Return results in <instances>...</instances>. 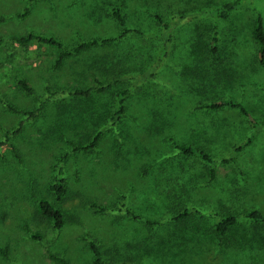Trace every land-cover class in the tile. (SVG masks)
<instances>
[{"label": "rangeland", "instance_id": "rangeland-1", "mask_svg": "<svg viewBox=\"0 0 264 264\" xmlns=\"http://www.w3.org/2000/svg\"><path fill=\"white\" fill-rule=\"evenodd\" d=\"M226 1L35 0L29 3V0H0V18H3L0 97L24 110L34 106L33 100L17 86L18 74L26 75L40 94H44L47 85L62 93L50 100L55 102L50 108H44L35 117L7 113L0 103V129L15 133L23 123L13 139L22 159H16L7 146L0 148V241L11 247V255L16 260L56 264L46 249L30 238L27 228L37 231L47 227L45 221L37 223L38 202L48 195L49 184L63 166L70 192L61 206L71 216L84 218L82 225L78 221L68 225L58 241L62 247L68 246V255L74 264H91L85 230L110 226L111 230L133 231L142 227L147 218L168 225L175 222L173 211L180 207L189 208L184 219L188 227L174 231L177 235L186 233L187 237L176 238L177 246L184 249L180 255L188 258L184 256L176 264H264L263 225L241 222L223 239L214 229L220 214H240L251 207L264 213V89L251 85L245 93L231 92V88L222 85L205 89L210 84L191 65V41L198 32L208 39L213 30L214 16L202 14ZM257 4L264 14V0H257ZM27 6L30 12L22 16ZM116 7L126 16L127 26L142 34L132 32L124 47L122 42L91 47L68 58L59 69L55 67L59 55L56 48L40 42L24 46L14 40L33 31L57 37L70 47L83 39L117 37L121 28L112 15ZM155 13L175 23L169 42L171 56L159 71L155 60L166 40ZM253 19L254 12L248 3L226 19L219 18L220 39L229 38L237 30L250 31ZM120 50L127 54L124 61L115 58ZM248 63L239 66L242 79L255 74L259 83H264V65L254 73ZM208 66L205 68L209 70ZM121 75L122 87H130L131 91L127 112L118 124L105 120L112 110V92L100 93L99 88ZM75 88H93L92 96L77 99L69 95ZM216 98L245 100L255 125L249 124L236 109L210 113L196 108ZM76 106L95 115L79 113ZM62 108L65 109L61 111ZM82 113L84 117L80 116ZM219 124L224 129L232 128L233 132L223 130L220 140L200 134L209 125L216 129ZM100 125L106 129L96 149H74L70 140L81 141L90 133L93 136ZM3 133L0 130V141ZM251 136L253 142L249 145L236 152L231 149L225 155L227 144L237 145ZM171 138L197 142L219 159L229 158L232 153L235 160L219 162L217 178L210 182L197 157L179 154ZM169 164L176 166L177 174L187 178L189 191L177 190L181 177H169L168 173L162 176L161 184L155 183L156 171L161 165L169 167ZM91 200L104 206L118 202L121 209L116 213L121 226L113 222V214L96 215L88 205ZM127 207L141 214L144 220L127 216L124 212ZM46 232L47 236L51 234L50 230ZM0 264L8 262L0 256ZM163 264L174 262L164 260Z\"/></svg>", "mask_w": 264, "mask_h": 264}, {"label": "trees", "instance_id": "trees-1", "mask_svg": "<svg viewBox=\"0 0 264 264\" xmlns=\"http://www.w3.org/2000/svg\"><path fill=\"white\" fill-rule=\"evenodd\" d=\"M34 1L35 0H29V3ZM246 3L251 6L254 12L252 29L250 31H234L232 34L228 35L229 38L226 37L225 40L222 41L219 34L218 19H226L233 12L240 10ZM29 12L30 7L27 6L22 16L27 15ZM112 15L115 17L121 28V33L117 37H94L90 39H83L70 47L66 46L57 37L48 36L33 31L22 36H16L14 37V40L18 44L24 46L32 45L35 42H40L56 48L59 52V55L55 62V67L59 69L65 65L68 58L77 56L91 47L114 42H116L115 44L122 42V47H124V45L127 43V38H129L132 32L142 34L141 31L133 30L127 26L126 16L121 11L120 7L113 8ZM202 15L214 16L215 20L213 21V30L211 31L212 33L210 32V36H208V34L206 35L208 36V39H205V36L198 32L197 37H194V40L191 41L192 54L190 55V58L192 59V67L195 70L201 72L200 77L207 84H210L206 86L205 89H207V87H209V89H213L219 85H222L225 88H231V92L240 90L241 93H245L247 91L246 87L248 85H251V87L255 88L261 87L264 89V83H259V81L255 78V74H251L249 78L246 76L244 79H242V71L239 69V66L247 65V56L251 57V64L249 62L248 65H251L250 68L252 69V72L255 73L259 67L264 65V14L261 8L258 6L257 0H228L216 8L205 11ZM181 16L184 18L186 17L183 14ZM154 17L157 22L163 26V36L166 40L165 44H163L157 52V61L155 60L157 66L156 69L159 71L165 66L166 59L170 58L171 56L169 42L172 41L171 35L172 31L174 30L175 23L166 21L158 13H155ZM2 21L3 18H0V23ZM239 33H242L244 36L240 35ZM155 36H158V34ZM245 48L248 50L247 52ZM125 49L126 51H130L129 48ZM126 57L127 54L124 50L118 51L115 55V58L119 61H124ZM130 57L132 58V56ZM207 65H209V70L207 67L205 68ZM16 79L17 86L26 96L33 100L34 106L29 110H24L23 108H19V106L14 102L4 101L3 98L0 97V103L3 104L4 110L7 113L13 115L21 114L27 115V117H35L44 108L47 110L48 107H51L52 103H55L50 102L51 99H55L59 97L60 94H62L59 90L55 91L54 87L50 85L46 86L44 94H40L38 90L31 85L28 77L24 74H18ZM119 83L120 85L114 88V86ZM92 90L93 88H75L74 91L69 95L75 96L77 99H85L86 97L92 96ZM108 90L112 92L113 106L110 113L105 116V120H111L113 123L115 122L118 124L122 123V119L125 117L127 112V98L131 89L130 87H122L121 75V78H115L113 82H109V84L99 88L100 93ZM196 108L209 111L210 113H216V111L218 112L219 110L221 111L225 109H236L245 118V120L249 122V124L253 126L255 125L253 113L251 112L247 102L243 99L234 100L228 98H216L207 102H202L198 104ZM64 109L65 108H62L61 111ZM76 110L79 113L85 112L89 116L95 115L91 111H86L79 106H76ZM80 116L84 117L85 114L82 113ZM22 126L23 123H20L19 129H17L15 133L9 129H0L2 132H4V137H2L0 141V148L3 145L7 146L13 152L16 159H22V155L13 139L14 135L23 128ZM211 126L212 125H209L206 129H203L200 134L203 132L204 134H207L208 137L213 136L212 138L215 140H220L223 130L226 132H233L231 131L232 128L224 129V127L220 126V124L217 125L216 129H213ZM218 126L220 127L218 128ZM105 129L106 127L100 125L98 130L94 132L93 136L90 133L86 138L81 139V141L77 142L75 140H70V143L73 145L75 150H94L98 147ZM171 141L172 146L182 156L197 157V159L206 169L208 181L210 182L215 181L217 178V167L219 162L235 160V156H232V153L229 158L219 159L218 156L212 151L200 144H197V142H184L174 138H171ZM226 141L230 142V140H225L224 142ZM240 142L243 143L239 145ZM240 142L237 145L229 143V146L225 143V155L227 151L231 152V149H233L235 152L242 150L243 147L253 142V136ZM168 166L169 167L161 165L159 167V171H156L155 183L161 184L163 180L162 176H164L165 173H168L166 175L169 177H181L182 181L177 190L189 191L190 187L187 185V178H183L184 176H181L180 174H177L178 172H175L176 166L171 164ZM163 168H167V170L164 172ZM64 169L65 168L63 166L59 168L54 179L48 186V195L43 196L38 202L37 212L39 219L37 220V223L40 220L42 222L45 221L47 227L37 231H32L29 227L27 229L30 238L46 249L50 260L56 264H74L72 258L68 255V246L65 245V247H62L58 244V241L60 235L68 225L75 224L76 221L80 222L79 224L82 225L84 218L80 215L71 216L61 206V202L68 196L70 192V186L67 181L68 178ZM192 187L196 188V185L193 184ZM117 203L118 202H112V206H104L94 200H91L88 202V205L99 217H103L107 214H113V222H117V225L121 226L119 214L116 213L120 212L121 206L119 208ZM183 203L184 202H181L180 205L183 206ZM122 206L124 207L125 205L122 204ZM123 210L124 209H122V211ZM124 212L127 216L134 220H144V217L141 214L135 212L132 208L127 207ZM173 212L176 213L173 217L175 222L169 223L168 225L164 222L147 218L142 227L134 229L133 231L131 230L125 232L123 230H111L110 226H102L99 227L98 230L94 229L93 231H89L88 229L85 230L84 239L87 242L92 257L91 264H163L164 260L172 261L174 264H176L177 261L183 259L185 256L180 255V253H182L180 251H184V249L183 246H177V238H185L187 235L183 232L177 235L174 230L188 227L184 219L188 217L187 215L189 214V208H175ZM217 217L218 218L215 222L214 229L220 239L225 238L228 232L241 222H248L264 226V213L256 207H251L240 214H220ZM49 230L51 231V234L47 236L45 233L48 234L46 231ZM130 234H135V236H131ZM0 256L7 260L8 264H29L30 261L27 260L22 263L21 261L16 260L11 255V247L9 245H3L1 241Z\"/></svg>", "mask_w": 264, "mask_h": 264}, {"label": "crops", "instance_id": "crops-1", "mask_svg": "<svg viewBox=\"0 0 264 264\" xmlns=\"http://www.w3.org/2000/svg\"><path fill=\"white\" fill-rule=\"evenodd\" d=\"M247 59H248V62L251 61V57L250 56H248ZM250 64H251V62H250ZM248 66L251 67V65H248Z\"/></svg>", "mask_w": 264, "mask_h": 264}]
</instances>
